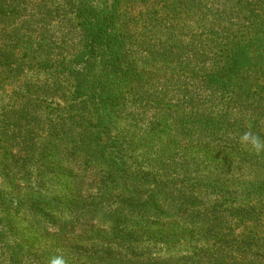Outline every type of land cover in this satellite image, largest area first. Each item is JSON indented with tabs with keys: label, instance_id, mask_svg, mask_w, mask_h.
<instances>
[{
	"label": "trees",
	"instance_id": "trees-1",
	"mask_svg": "<svg viewBox=\"0 0 264 264\" xmlns=\"http://www.w3.org/2000/svg\"><path fill=\"white\" fill-rule=\"evenodd\" d=\"M264 264V0H0V264Z\"/></svg>",
	"mask_w": 264,
	"mask_h": 264
},
{
	"label": "clouds",
	"instance_id": "clouds-1",
	"mask_svg": "<svg viewBox=\"0 0 264 264\" xmlns=\"http://www.w3.org/2000/svg\"><path fill=\"white\" fill-rule=\"evenodd\" d=\"M51 264H65L63 257H56L52 260Z\"/></svg>",
	"mask_w": 264,
	"mask_h": 264
}]
</instances>
